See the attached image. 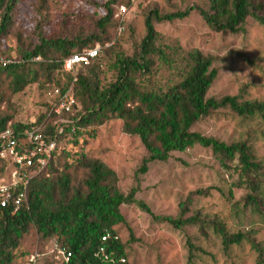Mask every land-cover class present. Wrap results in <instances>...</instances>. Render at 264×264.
Returning a JSON list of instances; mask_svg holds the SVG:
<instances>
[{
    "label": "rangeland",
    "instance_id": "obj_1",
    "mask_svg": "<svg viewBox=\"0 0 264 264\" xmlns=\"http://www.w3.org/2000/svg\"><path fill=\"white\" fill-rule=\"evenodd\" d=\"M107 1L20 0L11 14L9 34L0 37V53L18 56V36L37 45L42 38L55 40L83 30L93 32L98 20L106 15ZM120 6L127 9L122 22L116 18ZM192 7L196 9L187 19L155 23L157 46L164 57L154 58L150 81L166 85L175 77V66L200 51L213 58L212 69L218 72L210 98L230 96L239 97L240 102L264 103V27L249 18L238 34L216 33L197 9H208V0H125L115 7L114 15L125 31L115 33L112 29L113 41L98 46L97 60L77 72L98 78L102 85L112 84L119 73L118 61L139 51L147 35L145 21L152 10L165 15ZM5 10L0 11V26ZM61 81L65 85V79ZM42 83L15 96L5 91L0 112L14 116L10 121L13 124L39 121L48 105L59 97L56 84ZM193 131L226 144L247 143L264 169V116L245 118L226 107L203 118ZM63 149L65 163H73L82 153L104 161L117 173L120 191L127 195L138 187L136 200L146 203L156 216L137 205L123 206L126 222L115 232L130 264H264V217L245 202L251 190L240 175L238 161L224 162L211 149L195 145L173 153L167 162L150 163L147 174L137 180L149 153L138 136L124 131L119 120L82 130L77 138L66 141ZM261 186L264 197V171ZM164 218L198 221L176 228ZM215 221H221L232 236L244 235V240L225 247L223 238L213 229ZM32 244L33 237L20 250L16 264L26 263ZM189 244L196 250L191 251Z\"/></svg>",
    "mask_w": 264,
    "mask_h": 264
},
{
    "label": "trees",
    "instance_id": "obj_2",
    "mask_svg": "<svg viewBox=\"0 0 264 264\" xmlns=\"http://www.w3.org/2000/svg\"><path fill=\"white\" fill-rule=\"evenodd\" d=\"M19 1L0 0V11L6 9L0 37L9 34L13 21L11 14ZM124 3L125 0H108L104 5L105 17L98 20L96 30L90 33L83 30L66 38H42L37 45L18 36V62L0 72V107L6 99L5 91L15 96L43 81L42 85H57L59 97L56 103L48 105L39 120V124L48 120L52 133L55 116H47L70 88H73L76 98L73 114L63 116L70 121V126L65 129L64 135L55 138L57 151L47 169L32 179L25 207L16 215L7 213L0 221V264H16L20 250L31 237L34 244L26 255L25 264H33L31 258L36 254L47 255L44 264H66L63 258L57 259L52 252L54 244L72 254L69 264H96L94 253L102 246V238L107 234L116 237L115 228L126 222L122 214L123 206L137 205L155 216L146 203L136 200L138 187L127 195L120 191L117 173L101 159L82 153L73 163L62 160L66 141L77 138L82 130L113 120L121 121L127 134L138 136L149 153L137 172V180L147 174L150 163L167 162L173 153L199 145L211 149L224 162H239L240 175L247 179L251 190L245 202L264 217V197L261 195L264 169L254 157L251 147L247 143L226 144L193 131L203 118L226 107L241 117H263L264 103L240 102L239 97L230 96L221 100L210 98L208 94L218 78V72L212 69L213 58L200 51L191 53L187 61L183 60L175 66V77L166 85L150 81L156 64L154 58L164 57V52L157 46L155 23L187 19L196 8L165 15L158 9L152 10L145 21L147 35L139 51L118 61V76L108 86L102 85L92 75L78 72L75 75L64 70V62L68 58L111 43L112 29L116 33L122 25V32L125 31L124 24L114 18L115 7ZM208 4V9H197L216 33L238 34L249 18L264 27V0H208ZM0 54L12 57L5 52ZM63 78L65 85L61 81ZM13 119L14 116L0 112V131ZM13 126L23 131L28 124ZM72 127L76 128L75 133ZM163 220L176 228L198 221L197 218ZM213 229L223 238L225 247L244 240L242 234L230 235L221 221L213 222ZM107 245L118 257L126 259L125 264H130L121 241L112 239ZM189 246L191 251L196 250L194 245Z\"/></svg>",
    "mask_w": 264,
    "mask_h": 264
},
{
    "label": "built area",
    "instance_id": "obj_3",
    "mask_svg": "<svg viewBox=\"0 0 264 264\" xmlns=\"http://www.w3.org/2000/svg\"><path fill=\"white\" fill-rule=\"evenodd\" d=\"M126 13V7L120 6L116 18L121 19L122 22ZM122 30L123 26H120L119 33ZM99 52L100 49L96 47L68 58L64 62V70L76 75L82 65H89L91 61L97 59ZM36 60L41 61V58ZM16 62H18L16 56L8 57L0 54V72ZM75 106L76 98L73 88H70L47 116V118L55 116L53 133L47 125L48 120L43 124L33 120L23 131H18L10 122L0 131V221L7 213L13 216L25 207L32 179L47 169L57 151L55 138L64 135L65 129L70 126V121L63 116L73 114ZM75 131L76 128L72 127V132L75 133ZM112 239L118 240L111 234L102 238V246L94 253L96 264L126 263V259L118 257L114 251L108 249L107 244ZM52 252L56 254L57 259L63 258L66 264L70 263L72 254L66 253L57 244H54ZM46 256L36 254L32 256L31 262L37 264Z\"/></svg>",
    "mask_w": 264,
    "mask_h": 264
}]
</instances>
